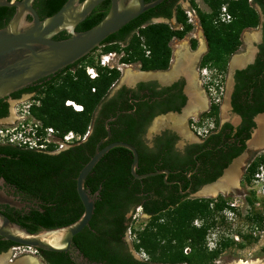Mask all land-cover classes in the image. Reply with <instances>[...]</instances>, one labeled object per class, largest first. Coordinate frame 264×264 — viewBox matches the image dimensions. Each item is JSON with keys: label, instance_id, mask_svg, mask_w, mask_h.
<instances>
[{"label": "trees", "instance_id": "16d2710c", "mask_svg": "<svg viewBox=\"0 0 264 264\" xmlns=\"http://www.w3.org/2000/svg\"><path fill=\"white\" fill-rule=\"evenodd\" d=\"M67 1L35 0L34 7L41 19H45L57 13ZM147 1L150 3L153 0ZM169 1L166 12H156ZM180 1L185 0H165L130 22L102 44L103 53L119 52L122 54V64H139L142 71L169 70L173 56L171 43L174 39L183 40L193 30L184 10L176 8ZM204 2L210 12L206 13L200 9L197 11L208 45V52L202 59L201 67H208L218 71V75H225L230 59L242 46V34L246 30L256 29L260 25L261 16L249 0ZM254 3H261L264 10V0H254ZM224 6H227L233 17L229 23L218 21ZM108 11L109 5L100 4L78 29L89 30L101 22ZM15 12L16 8H0V29L9 23ZM174 16L182 25L181 30H173L168 24H151L153 18L171 19ZM56 39H67V36L61 33ZM191 43L192 49L196 50L197 42L192 40ZM123 45L125 46L122 48ZM81 62L83 69L77 73L70 72L59 86L48 87L42 105L32 109L39 120L47 127L55 128L62 136L71 131L84 136L112 84L121 78L120 70L101 67L94 59L85 57ZM88 66L96 67V79L88 76ZM67 100L83 106L84 111L78 112L67 106ZM247 138H250V134ZM96 141L98 140L92 136L85 146L90 148ZM123 141L137 145L132 139ZM83 147L78 145L59 155H50L15 146H0V152L10 156L0 162V169L2 164H6L7 179L21 192L42 201L40 209H33L29 215L20 216L18 219L10 218L14 223L31 233H39L46 229L71 225L80 219L84 206L74 178L86 165L80 163V151ZM118 151L127 149L115 148L106 154L86 182L87 189L95 198V214L90 226L74 238V246L81 251L88 263L216 264L222 253L220 248L223 239L221 236L218 248L210 251L208 237L216 227L226 224L223 212L229 208L231 197L220 195L217 198L189 199L172 203V206L158 200L146 202L147 197L139 195L144 192L142 181L132 176L126 164L114 161ZM262 166L264 152L257 154L251 162L247 169L248 179L256 175ZM137 206L143 208L144 213L150 216L145 228L135 231L136 249L149 256L147 261L136 259L125 241L129 230L128 214ZM247 221L263 227L264 213L256 212ZM197 222L200 223L195 225ZM14 246L17 245L6 240L0 245V254ZM38 252L47 264H75L69 253Z\"/></svg>", "mask_w": 264, "mask_h": 264}, {"label": "flooded vegetation", "instance_id": "af4514ba", "mask_svg": "<svg viewBox=\"0 0 264 264\" xmlns=\"http://www.w3.org/2000/svg\"><path fill=\"white\" fill-rule=\"evenodd\" d=\"M252 2L261 12L257 40L254 42L253 50L247 55L235 58H233L235 54L232 56L233 59H230L225 75H218L216 70L201 67L202 59L208 52V45L205 53L198 59H193L191 56L195 50L190 44L192 52L188 51L189 53L182 57V64L175 74L171 73L173 70L171 72L142 71L140 68L139 73H145L142 74L143 76L125 82H121L120 78L114 82L98 107L88 132L84 136L79 135L80 139L65 149L52 148L45 153L59 155L74 146L83 145L80 151V163L87 164L95 154L99 143L109 136L110 131L109 140L103 143L101 148L112 142L132 139L137 145L129 141L124 142L130 143L138 151L137 172L147 174L169 171V174L162 173L140 180L144 192L139 195L146 196V202L152 203L158 200L160 203H169L172 206V203L196 199L198 195L218 197L238 190L240 173L244 169L247 171L258 153L256 150L264 148V143L255 140L261 129V120L264 118V10L261 3H254V0ZM103 3L109 5L110 10L111 2L108 0ZM169 3L170 1L156 12H166ZM179 4H182V1ZM182 9L184 10L183 7ZM221 12L218 21L227 23L222 20ZM159 19L169 21V24L174 22V19L176 22V16L171 19L153 18L151 22ZM199 25H201L200 18L199 23L196 22V25L192 26L199 28ZM79 26L80 24L75 30L82 32L78 29ZM200 32L205 39L204 42L207 43L202 26ZM62 33L67 38L71 36L69 31ZM100 48L87 57L91 58ZM83 59L71 65H77L76 67L69 66L0 100V123L9 121L28 103L35 102L34 107H40L46 89L53 85L59 86L71 73L83 69L84 65L81 62ZM237 59L241 60L238 64ZM172 61L173 56L171 63ZM208 71L215 73V77L211 78V81H206L205 77L201 80ZM218 77L225 80L226 89L221 85L224 81L217 79ZM195 81L201 83L200 91L196 90ZM221 96L225 99L224 110ZM174 120L180 125L174 127L172 125ZM156 122L162 124L158 129L155 125L156 130L151 132L150 129ZM184 133H191L192 137L186 139ZM92 136L98 141L95 144L93 142L89 148L85 145ZM254 151L255 156L250 157ZM115 156L114 161L126 164L131 172L133 153L127 149L116 152ZM7 157L10 156L0 152V162ZM1 167L0 191L24 206L19 208L0 202V213L18 219L20 216L29 215L33 209H40L42 201L21 192L7 179L6 164H2ZM77 177L74 178L76 188ZM215 189H219V193L216 196L210 195V191ZM138 207L140 206L136 208ZM133 211L134 209L129 213L132 214ZM142 211L144 213L143 208ZM0 241V245L6 242L3 238H0Z\"/></svg>", "mask_w": 264, "mask_h": 264}, {"label": "water", "instance_id": "95a60500", "mask_svg": "<svg viewBox=\"0 0 264 264\" xmlns=\"http://www.w3.org/2000/svg\"><path fill=\"white\" fill-rule=\"evenodd\" d=\"M105 1L108 0H68L57 13L41 19L34 7L35 0H0V8H16L13 18L0 29V100L87 57L110 36L165 0L150 3L145 0H109L111 8L105 18L89 30L77 32V26ZM64 31H69L71 36L57 40L56 36ZM110 134L109 131V136L99 143L95 154L77 177V192L84 206L80 219L65 227L31 233L0 213V237L17 245L14 247L69 253L75 264H89L74 246V238L90 226L95 214V198L86 182L100 160L115 148H125L134 155L131 173L136 179L169 174V171L138 174L139 154L133 145L116 141L101 148ZM0 202L19 208L24 206L3 191H0Z\"/></svg>", "mask_w": 264, "mask_h": 264}, {"label": "rangeland", "instance_id": "374dc122", "mask_svg": "<svg viewBox=\"0 0 264 264\" xmlns=\"http://www.w3.org/2000/svg\"><path fill=\"white\" fill-rule=\"evenodd\" d=\"M249 3L252 5L254 9H256L261 16V12L257 6H255L252 0H249ZM196 5V6H195ZM186 8L192 7L198 11L200 9L203 12L209 13L210 10L208 6L205 4L204 0H185L182 1V4L177 5V8ZM227 7V6H226ZM222 11V10H221ZM151 24H167L164 20H156L151 22ZM173 30H181L182 27L179 29L181 24L177 22H171L168 24ZM201 25L198 27H193L192 32L187 35L183 40H174L171 43V47L173 50V61L171 63L169 71L175 74L178 72L177 64L178 59L180 58L179 53L177 54L178 49L185 45L187 46L188 50L192 52L190 41L195 40L197 42V48L194 52H196L201 46V39L205 41L202 37ZM259 34V28L256 29H249L246 30L241 37L242 46L240 47L239 51L233 56V58L237 56H245L249 52H251L254 48V42L257 40V36ZM256 37V38H255ZM200 38V41H199ZM191 44V45H190ZM206 50H207V43ZM125 45L121 46L122 48ZM103 49L100 48L97 50L92 56L96 61H98L103 55ZM205 53V52H204ZM122 57L121 53H117L116 56L112 58L110 61V66L116 67V69L120 70L121 72V82L130 81L131 79H135L136 77L143 76L140 72V65L133 64V65H125L120 62ZM232 58V59H233ZM97 63V62H96ZM99 66H101L99 61ZM102 67V66H101ZM109 68V67H106ZM132 70L136 75V77H127L128 70ZM170 73V74H171ZM89 76V75H88ZM205 77L206 81H211L210 79L215 77V73H211L210 71L205 74V76L201 77V80H204ZM217 79H222V77H218ZM223 88L225 87V80ZM195 88L197 91H200L201 83L195 81ZM222 91V90H221ZM222 97V96H221ZM222 109L224 110L225 107V99L224 96L222 97ZM73 108V107H72ZM74 109V108H73ZM11 120H14L11 118ZM157 123V122H156ZM153 123L150 131H155V125ZM174 127L179 126L180 124L178 121L172 123ZM179 128V127H178ZM183 130V127L182 129ZM184 137L186 139H190L192 137L191 133H184ZM256 152L262 153L264 152V148L257 149ZM250 154L252 157L255 153ZM256 154V155H257ZM255 156V155H254ZM253 156V157H254ZM225 197H229V195L221 194ZM198 198H217V197H205L198 195ZM231 201L229 204V208H227L223 215L226 217V224L220 225L216 227L208 237V247L209 250H215L218 248V243L222 240L221 244V255L216 261V264H237L241 261H258L261 264H264V226L259 227L250 221H247L254 213L262 212L264 213V166L260 167L256 175H254L250 180L248 179L247 171L244 169L239 176V188L235 192L230 194ZM254 203V204H253ZM231 207V208H230ZM129 219V230L125 236V241L129 248V251L133 254V256L138 260L147 261L149 256L144 252L136 249V235L135 231L143 230L147 223L150 220V216L143 213L141 207L136 208L133 213L128 214ZM197 222L195 225H198ZM222 236V239H221ZM187 251V250H186ZM185 251V252H186ZM7 263L6 264H19L24 259L35 258L39 261V264H47L45 260L41 257L39 252H37L33 248H28L24 246L20 247H13L10 251L1 254Z\"/></svg>", "mask_w": 264, "mask_h": 264}, {"label": "built area", "instance_id": "2783aa9c", "mask_svg": "<svg viewBox=\"0 0 264 264\" xmlns=\"http://www.w3.org/2000/svg\"><path fill=\"white\" fill-rule=\"evenodd\" d=\"M184 12L188 17V23L192 25H196V22L199 23L196 9L186 7L184 8ZM221 17L222 20L227 23L232 20V16L227 11L226 6L222 8ZM165 22L169 24V21ZM180 28L181 26L179 29ZM116 55V52L103 54L100 59L96 61V64L99 65L100 61L102 67H111L110 61ZM87 74L93 80L98 77V71L94 66L87 67ZM66 104L73 108L75 107V111H84L83 106L73 101H68ZM34 105L35 102L28 103L17 111L14 120H11V117L9 121L0 123V146L9 145L27 150L48 152L52 148L57 150L65 149L71 143L80 139V136L72 131L62 136L53 127H46L44 123L33 114L32 109Z\"/></svg>", "mask_w": 264, "mask_h": 264}, {"label": "bare ground", "instance_id": "6f19581e", "mask_svg": "<svg viewBox=\"0 0 264 264\" xmlns=\"http://www.w3.org/2000/svg\"><path fill=\"white\" fill-rule=\"evenodd\" d=\"M188 51L189 50H188L187 46H185V45H182L178 49L177 54L179 53V56H180V58L178 59V64H177V70L178 71H179V68L182 64V57L186 56L187 53H189ZM205 51H206L205 42L203 39H201L200 48L196 52L193 53V56H191V58L198 59ZM237 61H238L237 64L241 62L240 59H237ZM127 74H128L127 77H129V78L133 77V76L136 77L135 76L136 74L130 69L128 70ZM70 105H72V104H70ZM14 118H15V115H13L12 119H14ZM161 124L162 123L157 122L156 123V129L160 128ZM255 140L264 143V118L261 120V129L259 130ZM219 191H220L219 189L212 190V191H210V193H211L210 195L216 196L219 193ZM6 263H7L6 259L3 256H0V264H6ZM20 264H39V261H37L35 258H30V259L22 260ZM237 264H261V263L258 261H241L240 263H237Z\"/></svg>", "mask_w": 264, "mask_h": 264}]
</instances>
